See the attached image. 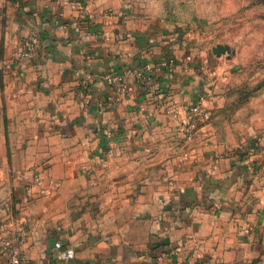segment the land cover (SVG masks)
<instances>
[{"label": "crops", "instance_id": "1", "mask_svg": "<svg viewBox=\"0 0 264 264\" xmlns=\"http://www.w3.org/2000/svg\"><path fill=\"white\" fill-rule=\"evenodd\" d=\"M259 2L0 0V243L24 264H264V93L230 92L229 51L203 38ZM166 57L157 89L107 104L102 72ZM201 93L212 133L188 138L168 108Z\"/></svg>", "mask_w": 264, "mask_h": 264}, {"label": "built area", "instance_id": "2", "mask_svg": "<svg viewBox=\"0 0 264 264\" xmlns=\"http://www.w3.org/2000/svg\"><path fill=\"white\" fill-rule=\"evenodd\" d=\"M106 15L110 16L111 12L107 11ZM34 52L35 39L33 37L28 38L22 43L21 47L16 50L13 62L16 66L21 67ZM175 65V60L172 57H166L157 63L146 61L137 67L125 66L119 70L110 69L102 72L100 77L112 89V93L107 97V104H112L119 96L129 95L134 83L145 84L152 90L154 88L157 89V85L159 84V79L156 75L157 72L165 67L166 72L172 73ZM6 69L5 64L0 63V71H5ZM204 100L205 93H201L194 101L186 104H172L168 108V112L174 115L177 126L185 137L190 138L198 134L208 137L212 133L211 115L206 105L203 104ZM98 106L100 110L105 109V104L102 102H98ZM141 112L142 109L138 108L137 113ZM258 144L259 140L256 139L255 145ZM34 187L39 192L44 193L47 192L51 186H49L46 178L40 172H35L32 174L30 183L26 185V189L29 190ZM54 246L58 249V256L60 259L70 260L74 257L75 251L73 247H63L59 241H56ZM0 253L5 256L3 264H24V256L8 239L0 243Z\"/></svg>", "mask_w": 264, "mask_h": 264}, {"label": "rangeland", "instance_id": "3", "mask_svg": "<svg viewBox=\"0 0 264 264\" xmlns=\"http://www.w3.org/2000/svg\"><path fill=\"white\" fill-rule=\"evenodd\" d=\"M230 6L220 20L207 24L211 43L230 47V71L234 82L230 92L238 95L264 93V0L242 8ZM228 70V69H227Z\"/></svg>", "mask_w": 264, "mask_h": 264}, {"label": "water", "instance_id": "4", "mask_svg": "<svg viewBox=\"0 0 264 264\" xmlns=\"http://www.w3.org/2000/svg\"><path fill=\"white\" fill-rule=\"evenodd\" d=\"M213 52L215 54H220L222 52L225 51H230V47L227 44H223V43H216L213 48H212Z\"/></svg>", "mask_w": 264, "mask_h": 264}, {"label": "trees", "instance_id": "5", "mask_svg": "<svg viewBox=\"0 0 264 264\" xmlns=\"http://www.w3.org/2000/svg\"><path fill=\"white\" fill-rule=\"evenodd\" d=\"M212 119H213V118H212V116H211V127L213 126V122H212Z\"/></svg>", "mask_w": 264, "mask_h": 264}]
</instances>
